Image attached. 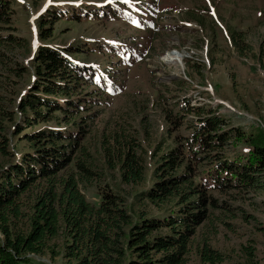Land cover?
Wrapping results in <instances>:
<instances>
[{"label": "trees", "instance_id": "16d2710c", "mask_svg": "<svg viewBox=\"0 0 264 264\" xmlns=\"http://www.w3.org/2000/svg\"><path fill=\"white\" fill-rule=\"evenodd\" d=\"M12 14L10 1L0 0V31L9 29ZM54 23H41L40 41L52 38ZM229 36L238 46L239 32L231 29ZM263 43L257 59L264 70ZM26 44L9 30L0 32V89L11 93L17 79L32 77L14 110L12 98L0 93V264H32V257L44 255L61 256L67 264H184L193 227L205 219L206 207L216 206L207 191L251 187L264 174V138L247 136L221 116L184 101L196 127L188 139L153 155V184L133 197L155 214H132L126 197L108 186L98 189V203L91 204L81 189L94 186L99 175L79 141L99 117L94 108L106 103L102 99L114 94L113 87L71 57L72 48L43 43L34 51L32 67L21 66L14 54ZM126 118L103 138L101 151L121 185L137 186L146 178L147 153L139 134L124 127ZM51 120L55 126L24 131ZM8 136L24 141L21 153L9 150ZM233 139L248 146L244 159L218 153ZM161 229L167 232L156 234ZM198 253L202 264H225L223 255L205 244ZM247 256V264H257L253 252Z\"/></svg>", "mask_w": 264, "mask_h": 264}, {"label": "rangeland", "instance_id": "374dc122", "mask_svg": "<svg viewBox=\"0 0 264 264\" xmlns=\"http://www.w3.org/2000/svg\"><path fill=\"white\" fill-rule=\"evenodd\" d=\"M9 1L13 12L9 33L27 43L25 50L15 51L19 65L32 67L34 51L43 43L72 48L71 57L90 64L113 87L114 94L102 99L106 103L94 108L99 117L79 141L99 175L94 186L81 189L91 204L98 203V189L108 186L126 197L132 214L140 210L155 214L143 202L134 203L133 197L153 184V155L156 158L176 141L188 139L196 127L184 101L188 107L221 116L227 126L247 136L264 138V70L257 59L264 41V0ZM51 20L55 21L52 38L40 41L41 23L47 26ZM231 29L240 34L238 46L231 42ZM31 80L30 75L17 79L9 87L13 94L0 89L12 98V110ZM124 118V127L139 134L147 153L146 178L137 186L121 185L116 172L107 169L101 151L103 138ZM55 123L51 120L24 131ZM6 132L10 135L9 128ZM8 139L10 151L24 150V141ZM247 150V145L233 139L218 153L228 160L244 159ZM206 195L216 200V206L206 207L205 219L193 227L184 264H202L198 251L204 244L223 255L225 264H247L249 250L254 263L264 264V174L254 186H225ZM166 232L161 229L156 234ZM31 263L67 264L61 256L48 255L32 257Z\"/></svg>", "mask_w": 264, "mask_h": 264}]
</instances>
